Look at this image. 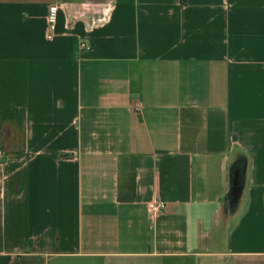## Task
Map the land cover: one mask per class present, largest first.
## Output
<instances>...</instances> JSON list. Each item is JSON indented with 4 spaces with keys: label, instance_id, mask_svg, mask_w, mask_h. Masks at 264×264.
Here are the masks:
<instances>
[{
    "label": "crops",
    "instance_id": "obj_1",
    "mask_svg": "<svg viewBox=\"0 0 264 264\" xmlns=\"http://www.w3.org/2000/svg\"><path fill=\"white\" fill-rule=\"evenodd\" d=\"M0 264H264V0H0Z\"/></svg>",
    "mask_w": 264,
    "mask_h": 264
},
{
    "label": "built area",
    "instance_id": "obj_2",
    "mask_svg": "<svg viewBox=\"0 0 264 264\" xmlns=\"http://www.w3.org/2000/svg\"><path fill=\"white\" fill-rule=\"evenodd\" d=\"M108 17V14H105L101 20L105 21ZM59 20V6L57 4H53L49 8L48 16H47V36L49 39H53L57 34V25ZM81 49H89L90 45L86 42L82 41L80 43ZM151 211L154 215L160 212L162 209L167 208V203L162 200H154L150 203Z\"/></svg>",
    "mask_w": 264,
    "mask_h": 264
}]
</instances>
